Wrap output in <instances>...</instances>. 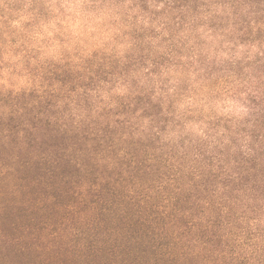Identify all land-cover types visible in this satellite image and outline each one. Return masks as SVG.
<instances>
[{
	"label": "clouds",
	"instance_id": "1",
	"mask_svg": "<svg viewBox=\"0 0 264 264\" xmlns=\"http://www.w3.org/2000/svg\"><path fill=\"white\" fill-rule=\"evenodd\" d=\"M58 66L85 79L101 66L107 73L59 101L68 125L103 122L123 104L135 109L111 115L124 131L100 163L117 167L129 141L152 142L147 162L161 174L123 194L142 206L160 201L165 222L153 225L166 241L160 254L195 264H264V0H0V117L22 111L19 98L60 92L50 79ZM138 96L159 105V115L137 108ZM14 134L23 140V129ZM17 159L14 151L0 163V188L9 196L18 191ZM213 175L184 213L189 224L177 226L164 207L168 194L195 190ZM88 216L85 209L76 225L41 237L37 250L53 258L61 245L85 252L76 237Z\"/></svg>",
	"mask_w": 264,
	"mask_h": 264
},
{
	"label": "trees",
	"instance_id": "2",
	"mask_svg": "<svg viewBox=\"0 0 264 264\" xmlns=\"http://www.w3.org/2000/svg\"><path fill=\"white\" fill-rule=\"evenodd\" d=\"M60 70L68 80L53 95L63 92L67 96L77 88L91 87L84 82L87 73L74 77L69 68L60 67ZM96 77L93 74L87 79L90 83L96 82ZM71 82L74 85L67 86ZM23 98L16 101L22 111L0 117V163L7 162L14 151L18 157L17 194L9 196L0 188V246L3 249L0 264H195V261L182 262L177 257L160 254L166 241L157 238L153 227L165 222V217L157 212L158 199L142 206L123 194L126 186L149 184L161 174L159 167L147 162L153 149L151 141H129L128 158L109 169L107 162L100 161L105 160L124 131L122 120L115 121L113 126L111 115L116 112L103 122L75 128L63 118L64 110L61 114L51 112V108L61 109L62 99L48 102L35 95L22 102L26 97ZM136 102L137 108L151 105L146 96L136 97ZM36 109L44 110L33 112ZM47 110L49 116L43 117L42 113ZM258 120L264 127V114ZM19 129L24 131L22 141L14 134ZM5 136L10 137L8 146L3 142ZM216 179L214 175L206 176L195 190L170 192L164 205L165 209H171L168 218L177 226L188 225L190 217L186 218L184 213L201 198L202 189ZM85 188L86 193L82 190ZM85 209L89 213L88 222L76 237L86 242L85 252L77 255L61 245L53 258L37 250L41 237L76 225ZM209 222L218 224L219 220ZM114 235L121 238L109 244Z\"/></svg>",
	"mask_w": 264,
	"mask_h": 264
},
{
	"label": "rangeland",
	"instance_id": "3",
	"mask_svg": "<svg viewBox=\"0 0 264 264\" xmlns=\"http://www.w3.org/2000/svg\"><path fill=\"white\" fill-rule=\"evenodd\" d=\"M132 63H135V60L132 62ZM128 67H131V64L130 65H127L125 68H126V70H127V68ZM65 69V68H64ZM113 70H115V69H113ZM73 75H76V76H74V77H78V76H84L85 75V73H79V72H77V73H72ZM94 74H96V79H101V78H106L107 77V73L104 71V69H103V66H101V68H99V69H97V70H95V72H94ZM98 74V75H97ZM50 79L51 80H54V81H60V84H62V83H64V82H66L67 80H68V77L67 76H65L64 75V72H61V70H60V67L58 66L57 68H55V69H52V71H51V76H50ZM70 80H71V78H70ZM74 81V79L72 80V82ZM68 83L67 84V86H73L74 84L73 83ZM84 82H86V85L89 87V85H88V83L89 84H91V87L97 82H91L90 83V80L89 79H85V81ZM84 89H85V87H83ZM56 93H58V92H56ZM54 95H56V96H54ZM53 95V92H46L43 96H42V99L43 100H46V101H48V102H50V101H56V100H61V99H64L65 97H66V95L62 92V93H60V94H54ZM35 96V94L33 93L32 95H31V97H34ZM147 97V96H146ZM20 99H24L23 97L22 98H20ZM27 100H29V98L28 97H26V99L25 100H23L22 102H27ZM86 100V97H81V101L83 102V101H85ZM45 101V103H47ZM4 103H7L8 101L7 100H5V101H3ZM136 104V107H137V102L135 103ZM141 104H143L142 102H141ZM36 107H38V106H36ZM67 105L65 104L64 106H63V108H61L60 110H52V108H51V112H55V114H61V112L64 110V112H66L67 111ZM42 110H44V109H41V110H39V109H36L35 111H33V112H37V111H42ZM127 111V113H129L130 111H133L132 109H129V107L127 106V107H125V105H123L121 108H118V110H115V112L116 113H118V112H121V111ZM147 111H151V113L152 112H154V114H156L157 112H158V114H159V112H160V108H159V105H154L153 104V106H152V104L148 107V109H147ZM49 111L47 110V112H43L42 113V116L43 117H48L49 116ZM108 115H111L110 113H105V117H107ZM113 115V114H112ZM43 117H40L41 119H44ZM0 251H3V249H2V247L0 246ZM5 252V251H4ZM13 259H15L16 261H21L20 260V258L19 257H13Z\"/></svg>",
	"mask_w": 264,
	"mask_h": 264
}]
</instances>
